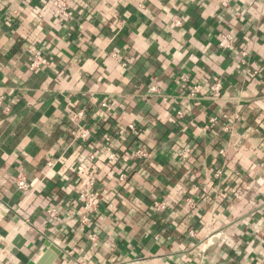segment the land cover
<instances>
[{
  "label": "crops",
  "instance_id": "obj_1",
  "mask_svg": "<svg viewBox=\"0 0 264 264\" xmlns=\"http://www.w3.org/2000/svg\"><path fill=\"white\" fill-rule=\"evenodd\" d=\"M54 1L0 0V264H264V0Z\"/></svg>",
  "mask_w": 264,
  "mask_h": 264
},
{
  "label": "built area",
  "instance_id": "obj_2",
  "mask_svg": "<svg viewBox=\"0 0 264 264\" xmlns=\"http://www.w3.org/2000/svg\"><path fill=\"white\" fill-rule=\"evenodd\" d=\"M54 7L56 9V14L57 15H65L67 16V11H68V6L65 2V0H55L54 1ZM233 45V38L230 36H227L223 41L219 43V47L223 50H229ZM48 62L45 58H43L40 55H34L30 64L31 69H36L41 65H46ZM152 91L155 92L156 88H152ZM83 114L82 112L77 114V120H80L82 118ZM129 128L131 130H135V127L133 125H130ZM89 131L85 129H80V131L77 134V139L82 140V141H87L89 138ZM188 150L183 151L180 155L182 158L188 157ZM89 159L94 160L95 156L94 154H89ZM134 156L139 157L140 159H146L148 157V154L144 150H138L137 152L134 153ZM16 186L19 190L22 191H27L29 190V182L27 180V177L23 172H20L18 176L16 177ZM87 185H91L90 183H87ZM77 200L79 203L82 204L83 208V214L80 217V220L82 224H87L90 221V217L97 213L98 207H99V198L95 195H88L85 192H80L77 196ZM190 207H194L195 202L193 200H189L187 203ZM155 207L157 209H164L165 204H156ZM50 215L53 218L57 217L56 211L49 210Z\"/></svg>",
  "mask_w": 264,
  "mask_h": 264
},
{
  "label": "water",
  "instance_id": "obj_3",
  "mask_svg": "<svg viewBox=\"0 0 264 264\" xmlns=\"http://www.w3.org/2000/svg\"><path fill=\"white\" fill-rule=\"evenodd\" d=\"M19 239H20V237L18 236L16 240L19 241ZM22 242H23V241H21V243H22ZM21 243H20V244H17V246H20ZM47 246H50V244H47ZM40 264H45V262L42 260V261L40 262Z\"/></svg>",
  "mask_w": 264,
  "mask_h": 264
}]
</instances>
